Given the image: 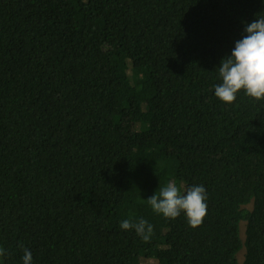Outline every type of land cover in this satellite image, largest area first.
<instances>
[{
    "label": "trees",
    "instance_id": "1",
    "mask_svg": "<svg viewBox=\"0 0 264 264\" xmlns=\"http://www.w3.org/2000/svg\"><path fill=\"white\" fill-rule=\"evenodd\" d=\"M259 16L264 0H0V264L21 245L32 264H264V100L215 96ZM169 181L205 187L200 226L152 210ZM141 218L148 242L120 228Z\"/></svg>",
    "mask_w": 264,
    "mask_h": 264
},
{
    "label": "clouds",
    "instance_id": "2",
    "mask_svg": "<svg viewBox=\"0 0 264 264\" xmlns=\"http://www.w3.org/2000/svg\"><path fill=\"white\" fill-rule=\"evenodd\" d=\"M246 35L237 40L231 55L225 56L218 68L222 83L215 85V96L223 103L232 104L237 93L244 94L256 101L264 100V16H259L244 29ZM206 189L203 185L189 187L186 195L181 194L174 181H169L158 193L147 198L148 204L157 214L175 219L183 211L190 227L200 226L207 214ZM123 230H134L144 242H148L154 227L145 219L139 221L126 219L120 223ZM23 264H32V253L23 245ZM6 250L0 247V256Z\"/></svg>",
    "mask_w": 264,
    "mask_h": 264
},
{
    "label": "rangeland",
    "instance_id": "3",
    "mask_svg": "<svg viewBox=\"0 0 264 264\" xmlns=\"http://www.w3.org/2000/svg\"><path fill=\"white\" fill-rule=\"evenodd\" d=\"M119 77H124L125 76V71L124 69L122 71H120L118 73ZM131 156H129L128 154L125 155L121 161V166L123 168H125V171L123 172V177L124 180H131L133 177V170L130 168V166L132 165V160L130 158ZM240 234H241V238L242 240H245L246 237V225L244 221H241L240 223ZM156 235L155 231L153 232L152 236ZM151 239V238H150ZM243 253H244V248L240 250V252L238 253V259L241 261L243 259Z\"/></svg>",
    "mask_w": 264,
    "mask_h": 264
}]
</instances>
